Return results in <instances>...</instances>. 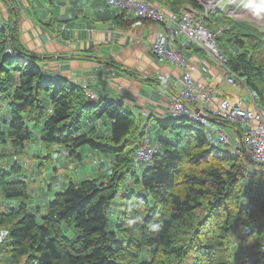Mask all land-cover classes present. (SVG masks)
<instances>
[{
	"label": "trees",
	"instance_id": "1",
	"mask_svg": "<svg viewBox=\"0 0 264 264\" xmlns=\"http://www.w3.org/2000/svg\"><path fill=\"white\" fill-rule=\"evenodd\" d=\"M147 1L179 17L185 4L200 8L191 0ZM211 16L207 23L215 20V14ZM125 19L124 14L117 18ZM209 25L222 30L216 44L227 59L225 67L245 82L264 110L262 37L240 23ZM6 28L11 34L12 26L0 24V99L9 115L0 122V146L22 152L38 134V143L45 149H64L74 162L81 160L78 152L87 148L111 163L104 176L67 182L50 200V194L45 195L48 210L42 217L45 201L31 198L17 164L11 166V173L0 169V193L12 203L0 210V230L11 264H238L233 262L234 251L239 256L233 234L238 233L239 239L245 230L249 239L242 244L245 252L249 244L250 249L245 259L239 256V264H264V220L254 224L256 210L264 212V199L257 191L260 207L247 204L243 166L252 163L244 154L240 158L213 147L202 125L173 116L155 124L173 136L150 138L158 146L154 164L137 175L134 159L149 136L146 126L140 128V116L109 97L91 102L82 87L48 77L39 58L18 48L15 36L6 38ZM9 48L30 63L7 56ZM224 124L243 135L240 127ZM8 154L13 153L0 152V156ZM129 176L143 190L128 189L122 195L124 209L116 231H111L109 211ZM64 225L76 228L78 236H66ZM145 252L148 257L142 258Z\"/></svg>",
	"mask_w": 264,
	"mask_h": 264
},
{
	"label": "crops",
	"instance_id": "2",
	"mask_svg": "<svg viewBox=\"0 0 264 264\" xmlns=\"http://www.w3.org/2000/svg\"><path fill=\"white\" fill-rule=\"evenodd\" d=\"M119 16L103 0H0V24L12 26L18 48L39 58L45 75L86 87L99 98L120 101L129 112L146 117L147 125L158 128L159 120L174 118L167 104L177 93L175 88H182L183 71L154 55L152 44L162 31L159 25L129 16L117 20ZM176 41L184 46L189 67H195L194 81L214 89L215 106L226 99L246 103L254 111L251 93L241 85L228 84L225 69L213 57L190 45L185 36ZM160 75L176 87L159 82ZM3 110L5 106L0 114ZM6 115L2 113L1 118ZM104 124L106 131L108 124ZM211 124L226 132L223 125ZM155 130L157 139L162 138L161 131ZM82 150L86 157L104 161L109 171L106 156ZM81 161L82 157L77 163ZM99 167L80 171L83 178H97L104 176Z\"/></svg>",
	"mask_w": 264,
	"mask_h": 264
},
{
	"label": "rangeland",
	"instance_id": "3",
	"mask_svg": "<svg viewBox=\"0 0 264 264\" xmlns=\"http://www.w3.org/2000/svg\"><path fill=\"white\" fill-rule=\"evenodd\" d=\"M194 2L201 5L199 8L200 11L198 10V8H196L197 11H195L198 13V17L192 14L191 9H194L192 8V6L190 7L189 5L186 6V4L185 5L183 4L184 7L181 10L186 15H190L191 17H194V18L196 17L195 18L196 21L198 19L201 23L200 27L204 28V26L202 25V19L199 18L200 13H203V16L205 18L204 19L205 21L203 22L207 30H209L207 27H211L209 25L210 22L212 24L216 22L225 27L234 25V24L236 25V23H240V24L249 26L250 28L256 29L258 34L262 37V40L264 41V0H216L215 1L216 4L214 5L215 7L214 12L213 11L207 12V8H206L207 5L203 4L199 0H194ZM252 7H254L255 15H251L250 13V9ZM166 10L169 12H167ZM163 11L166 17L170 15L179 17L178 14H175L173 11L169 9H165ZM211 14L212 15L215 14V18H214L215 20L210 19V22L208 21L207 23L206 19L208 17L211 18L212 17ZM126 16L135 18L130 15H126ZM182 17L183 16H181V18ZM139 20H142V19H139ZM144 22L154 23L148 20H145ZM218 30L219 29L213 30L212 28V30H209V31H213L214 33H216ZM5 33H6V38H8L9 33L6 31ZM159 34H158V37H159ZM11 35L13 37L12 33L10 34V36ZM190 45L195 46L196 44L192 43ZM204 47H206V44H203V48ZM216 47H217L216 53L210 50L208 54L217 60L218 55L222 56V51L220 49L221 46H219L220 48H218V46L216 45ZM213 54H215L216 57H214ZM15 79H16V75H15ZM145 82L150 83L149 81H145ZM4 106H5V110H3L2 113L7 114L8 116L9 115L8 108L6 107V105H4L3 101L0 100V109ZM2 113L0 114V122L3 119L5 120L7 118L3 116L4 118L2 119L1 118ZM140 122L143 124V126H146V135H149L150 138L153 141H155L157 139V133L155 129L158 130L159 128H154L150 124L147 125L146 117H143V116L141 117ZM177 124L180 125L181 121H178ZM222 127L226 129L225 133H227L230 144L222 145L220 146V148L221 150L234 153L235 150L233 146L237 148H241L239 137L233 128L228 127V126H222ZM240 128H241L240 130L242 131L245 130V127H240ZM160 134L162 135V138H170L171 136H173L170 131L165 132L163 134L161 132ZM146 137L147 136H145V139ZM38 140H39V135L36 134L34 142L32 141L28 142L22 152L19 150L17 151L15 149H12L10 146H7V147L0 146V152L13 153L12 155L8 154L7 156L6 155L0 156V169H3L7 173H11L10 172L12 171L11 166H13L14 163L17 164V168H18L17 170L22 171V173H24L22 178L28 183L29 189L31 193L33 194L31 195V198H35L34 201H38L39 203H42V201H45L44 205L40 204L42 208L40 215L42 217V215H46L47 210H48L47 209L48 200L45 199V195L50 194V198H49L50 200L53 198V196L58 191H60L61 186H64L65 184H67V182L72 181V179L77 182L81 181V179L82 180L87 179V178H83L84 176H82V173H81L82 169L83 170L87 169L89 171L91 170L92 172V170H94L93 168L99 167L102 164V162H99L100 161L99 159H96V158L93 159L92 155L86 157L87 155L86 151L78 152L79 155H81V157L83 158L81 162H78V163L74 162L70 158L67 157L68 156L67 151H65L64 149H62L63 151L61 150L59 151L58 149H53V150H49V148L45 149L42 145L38 144ZM29 143L31 144L29 145ZM142 147L143 146H141L140 149L137 151V154L142 149ZM246 148L251 156L250 150L247 145H246ZM87 150H90V149H87ZM237 156L242 158V153H239V155ZM252 159L257 163H261V162L256 161L253 157ZM44 163H46L47 165H45ZM39 164L41 165L39 166ZM105 164L106 163L104 162V165L101 167L102 172L106 171L104 168ZM245 166L246 165L244 164L243 172L245 175V180H246V185H247V196H246L247 204L253 205L255 208H259L261 205V201L259 197L257 196V191L261 193V197L264 199V177L262 176V174H264V167H261L262 169L258 168L257 170V168H252L253 166L252 164L247 165L249 166L247 168ZM136 172H137L136 173L137 175H141L143 173V170H136ZM85 174L86 172L83 173V175ZM51 188H54V191L50 192L49 190ZM128 189L135 190L136 192H140L141 190H143V186L140 183H136L132 181L130 176L124 182H122L119 188V194L116 197L109 211L111 213L109 215L111 231H116V221L118 219V216L121 215V211L124 209V206H123L124 199L122 198V195ZM8 201L9 200L4 198L3 195L0 193V210H7L9 208V206L7 205L12 204V203H8ZM256 213L259 215H256V217L254 218V224H259L262 220H264V212L256 210ZM63 233L66 236H68L70 239H75L78 236L77 229L76 228L74 229L71 225L69 226L64 225ZM243 234L244 235L241 236L239 239H238V235H239L238 233L233 234V241H234V244L239 245V248H238L239 256H241L242 259H245L248 255L250 244L247 246V249L245 252V248L243 247L242 241L243 240L247 241L249 239V235H247L249 234V230L248 231L245 230ZM118 238L124 239L125 236L118 234ZM4 248H5L4 233H2L0 230V260L3 261V264H11L10 259H9V253L5 251ZM239 256L237 255V252L234 251L233 253L234 263L239 264L242 262ZM145 257H148V254L146 252L142 255V258H145Z\"/></svg>",
	"mask_w": 264,
	"mask_h": 264
},
{
	"label": "built area",
	"instance_id": "4",
	"mask_svg": "<svg viewBox=\"0 0 264 264\" xmlns=\"http://www.w3.org/2000/svg\"><path fill=\"white\" fill-rule=\"evenodd\" d=\"M106 4L116 9L120 14H126L135 17L136 19L148 20L156 23L162 28L157 40L152 44V51L155 56L168 62L172 66L179 67L182 71L181 84L182 88H175L176 85H169L168 79L162 75L159 76V82L166 84L168 87L175 88L176 94H173L170 102L167 104L169 111L175 118L185 117L191 121L198 122L206 125V121L196 112L195 105L199 101L214 102V89L211 86H203L198 84L192 78L191 71L195 67H189L187 61V55L184 50V46L177 43V38L185 36L190 44L194 43L195 46L201 49H209L216 53V36L220 34L213 33L203 27H200L201 23L196 17H191V20L184 17L165 16L163 9L157 6L153 2L147 0H103ZM196 9H192L191 12L194 16L198 17ZM186 15V14H185ZM4 27L5 24L1 23ZM200 27V28H199ZM199 28V29H198ZM9 33L8 28L4 29ZM10 36V33H9ZM8 36V37H9ZM203 44L206 47L203 48ZM6 55L18 58L23 64L28 65L30 60L25 57L17 56L14 51L9 48L6 51ZM216 57L215 54H213ZM216 60V59H215ZM225 69L227 75V83L233 86H238L241 78L228 70L225 67L227 59L222 55L217 56L216 60ZM88 100L91 102L98 101L99 97L94 94L88 88L84 87ZM254 111L248 109L249 105L243 102L232 103L229 100H221L219 104H216L215 115L222 117L225 120L245 125V131L243 138L248 146L251 156L258 162L264 163V110H262L254 101L251 96ZM207 138L209 143L213 147H220L222 145L230 144L227 136L222 131H217L211 126L206 128ZM157 146V145H156ZM151 144L150 137L147 136L142 149L137 154L134 162L137 170H144L151 167L154 163V156L156 155V148ZM237 155L243 152L240 148L233 146ZM246 168L249 167L245 166ZM254 168V167H252ZM262 169L261 167H258ZM257 168V170H258ZM264 177V174H262Z\"/></svg>",
	"mask_w": 264,
	"mask_h": 264
},
{
	"label": "bare ground",
	"instance_id": "5",
	"mask_svg": "<svg viewBox=\"0 0 264 264\" xmlns=\"http://www.w3.org/2000/svg\"><path fill=\"white\" fill-rule=\"evenodd\" d=\"M200 2H202L203 4H205V5H207V12H210V11H215V7H214V5L216 4V0H199ZM200 5V4H199ZM201 6V5H200ZM192 10V9H191ZM250 13H251V15H255V13H254V7H252L251 9H250ZM180 15L181 16H183L184 18H187V19H189V20H191V17L190 16H188V15H185V13L184 12H182L181 11V13H180ZM179 16V15H178ZM248 16V15H247ZM199 18H201L202 19V25L204 26V28H205V24H204V22L203 21H205L204 19V16H203V13H200V17ZM206 29V28H205ZM211 32H213V31H211ZM218 32H220V34L219 35H217L216 37H219L220 35H221V32H222V30H218L216 33H218ZM214 33V32H213ZM217 45V44H216ZM207 53H209V51L210 50H205ZM215 59V58H214ZM238 85H241V86H243V87H245L247 90H248V88H247V86H246V84H245V82L241 79V81H240V83L238 84ZM249 91V90H248ZM213 106H215L214 105V102H203V101H199V103L198 104H196L195 105V110H196V112L206 121V125H203V124H200V125H202L203 127H204V129H205V132H206V128H207V126H211V127H213L214 129H216V130H219V131H222L223 133H225L222 129H219V128H217V127H215V126H213L204 116L206 115V116H212V117H214V118H217V119H219V120H221V124L220 125H225L224 123H228L229 124V126H237V127H245L246 128V126L245 125H242V124H235V123H231V122H229V121H227V120H225L224 118H222V117H218V116H216L215 115V110H216V106L213 108ZM177 119V118H176ZM191 121V120H190ZM195 122V121H194ZM196 123H198V122H196ZM217 125H219V124H217ZM235 131H236V134L238 135V133H241L238 129H235ZM245 131V130H244ZM244 131H243V133H244ZM206 135H207V132H206ZM225 135L227 136V133H225ZM241 135H242V133H241ZM243 136V135H242ZM239 137V136H238ZM227 138H228V136H227ZM228 140H229V138H228ZM207 141H208V138H207ZM230 142V141H229ZM208 143H209V141H208ZM210 144V143H209ZM154 164V163H153ZM135 170H137V169H135Z\"/></svg>",
	"mask_w": 264,
	"mask_h": 264
},
{
	"label": "water",
	"instance_id": "6",
	"mask_svg": "<svg viewBox=\"0 0 264 264\" xmlns=\"http://www.w3.org/2000/svg\"><path fill=\"white\" fill-rule=\"evenodd\" d=\"M194 1V0H193ZM209 122L213 123V124H221V120L217 119V118H214L212 116H204ZM238 136H239V140H240V146H241V149L243 151V153L245 154V157L246 159L251 162L253 165H258L259 167H264V163H257L255 162L252 157L250 156L247 148H246V143L245 141L243 140V136L241 135V133H238Z\"/></svg>",
	"mask_w": 264,
	"mask_h": 264
},
{
	"label": "clouds",
	"instance_id": "7",
	"mask_svg": "<svg viewBox=\"0 0 264 264\" xmlns=\"http://www.w3.org/2000/svg\"><path fill=\"white\" fill-rule=\"evenodd\" d=\"M243 140H244V138H243ZM245 141V140H244ZM241 149V148H240ZM242 150V149H241ZM243 152V151H242ZM244 154V153H243ZM244 156H245V154H244ZM256 166H258V165H256ZM259 167V166H258Z\"/></svg>",
	"mask_w": 264,
	"mask_h": 264
}]
</instances>
